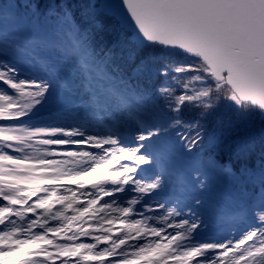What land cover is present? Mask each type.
Returning <instances> with one entry per match:
<instances>
[{"label": "snow or ice", "instance_id": "6c2138e0", "mask_svg": "<svg viewBox=\"0 0 264 264\" xmlns=\"http://www.w3.org/2000/svg\"><path fill=\"white\" fill-rule=\"evenodd\" d=\"M0 264H264V0H0Z\"/></svg>", "mask_w": 264, "mask_h": 264}]
</instances>
